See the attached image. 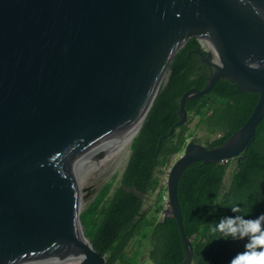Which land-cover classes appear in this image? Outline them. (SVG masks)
Masks as SVG:
<instances>
[{
	"label": "water",
	"instance_id": "water-1",
	"mask_svg": "<svg viewBox=\"0 0 264 264\" xmlns=\"http://www.w3.org/2000/svg\"><path fill=\"white\" fill-rule=\"evenodd\" d=\"M194 37L212 71L203 89L182 94L161 138L220 79L259 97L224 143L190 139L170 166L160 219L177 221L181 264L194 263V236L183 229L179 177L198 160L239 163L264 117V0H0V264H52L73 251L80 264H106L81 211L112 179L161 75Z\"/></svg>",
	"mask_w": 264,
	"mask_h": 264
},
{
	"label": "trees",
	"instance_id": "trees-1",
	"mask_svg": "<svg viewBox=\"0 0 264 264\" xmlns=\"http://www.w3.org/2000/svg\"><path fill=\"white\" fill-rule=\"evenodd\" d=\"M199 47L194 37L174 55L167 81L132 140L129 160L120 179L115 186L113 181L105 183L80 215L85 236L105 256L106 264H144L143 240L150 244L147 261L153 264L184 261L186 251L176 219L171 216L160 219L166 191L160 185L163 168L173 155L183 152L188 138L197 141L192 138L194 128L218 135L210 144L219 146L246 122L257 103L258 93L237 91L234 82L220 79L207 95L187 100L184 105L187 121L176 127L172 135L161 138L179 119L182 94L193 87L201 90L207 83L212 69L195 52ZM194 117L198 120L192 128L189 124ZM244 154L239 163L231 159L226 164L192 162L178 179L183 229L187 236H194L193 264H230L237 253L245 250L246 239H219V233H211L221 218L243 215L245 219H253L264 214V117ZM126 186H134L144 196L134 194ZM155 192L154 205L145 210L147 196ZM233 206H239L241 211L233 213Z\"/></svg>",
	"mask_w": 264,
	"mask_h": 264
},
{
	"label": "clouds",
	"instance_id": "clouds-1",
	"mask_svg": "<svg viewBox=\"0 0 264 264\" xmlns=\"http://www.w3.org/2000/svg\"><path fill=\"white\" fill-rule=\"evenodd\" d=\"M231 211L238 213L241 209L233 206ZM211 233H219V239L247 240L245 250L237 253L230 264H264V214L253 219H245L243 215L223 217L211 228Z\"/></svg>",
	"mask_w": 264,
	"mask_h": 264
},
{
	"label": "rangeland",
	"instance_id": "rangeland-1",
	"mask_svg": "<svg viewBox=\"0 0 264 264\" xmlns=\"http://www.w3.org/2000/svg\"><path fill=\"white\" fill-rule=\"evenodd\" d=\"M203 47H204V45H203ZM207 51H210V49H207L206 47H204ZM167 76H168V71L166 72V74L164 75V79H163V82H162V84L161 85H163L164 83H165V81H166V78H167ZM162 87V86H161ZM197 120H198V117H194L193 118V120H192V122H191V124H189L190 125V127H192V128H194V126H195V123L197 122ZM194 131H195V134H194V136L192 137V138H196L197 139V142L198 143H202V144H207V143H209L210 141H212L214 138H216V137H218V135H216V134H211V135H209V134H206L205 132H204V130L202 129V128H194ZM191 139V137L190 138H188L187 139V142L189 141ZM131 144H132V142H131ZM130 152H131V145L129 146V149L126 151V153H125V155H124V157H123V160H122V162H121V164L119 165V167H118V169L116 170V172H115V174L113 175V177H112V179L110 180V181H113V185L115 186L116 184H117V181L120 179V177H121V174H122V172L124 171V169H125V167H126V165H127V162H128V160H129V156H130ZM182 154V152L180 153V154H178V155H173L172 157H171V161H170V163L168 164V165H170L177 157H179L180 155ZM167 165V166H168ZM167 166H165L164 168H163V171L165 172V169H166V167ZM233 168H234V165H232L231 167H230V171L231 170H233ZM164 172H162V175L161 176H163V174H164ZM113 189H114V187L111 189V191H113ZM148 198H146V202H145V206H144V209L145 210H148V209H150L153 205H154V203H155V199H156V192L154 193V194H151V195H149V196H147ZM96 199V197L81 211V213L94 201ZM142 242V244H143V247H142V250L141 251H143L144 252V254H143V259L146 261L144 264H153L152 262H150V261H147L148 260V257H147V250L149 249V246H150V244H149V242L148 241H146V240H143V241H141ZM132 244V243H131ZM135 246H137V244H135ZM142 252V253H143ZM70 255V254H69ZM72 262V256L70 255V256H68V255H61V256H53V262H52V264H70Z\"/></svg>",
	"mask_w": 264,
	"mask_h": 264
},
{
	"label": "bare ground",
	"instance_id": "bare-ground-1",
	"mask_svg": "<svg viewBox=\"0 0 264 264\" xmlns=\"http://www.w3.org/2000/svg\"><path fill=\"white\" fill-rule=\"evenodd\" d=\"M200 42L204 45V47H206L207 49H210V51L214 54V50H213L214 48H213V45H212V43H211V40H210L208 37H206V38H201V39H200ZM164 75H165V73L161 75L160 80L157 82V84H156V86H155V88H154V90H153V93H152V95H151V97H150V99H149V102H148V104H147V106H146V108H145V111H144V113H143V115H142V117H141V119H140V122H139V124H138V126H137V128H136V131H135V133H134V135H133V137H132V140H133L134 136L138 133V131H139L141 125L143 124L144 119H145V117H146V114H147V112L150 110L152 100H153L154 96H156L155 94L158 93L160 87L162 86L161 84H162V82H163ZM132 140H131V142H132ZM131 142H130L129 146L131 145ZM129 146H128L127 150L129 149ZM78 241H79V242H82V241H84V240L79 239ZM75 254H76V251H73L72 253H70V255L72 256V262H71L70 264H80L81 259H82V255H81V254H80V255H78V254L75 255ZM54 255H55V256H61V255H59V254H54ZM74 255H75V256H74Z\"/></svg>",
	"mask_w": 264,
	"mask_h": 264
},
{
	"label": "built area",
	"instance_id": "built-area-1",
	"mask_svg": "<svg viewBox=\"0 0 264 264\" xmlns=\"http://www.w3.org/2000/svg\"><path fill=\"white\" fill-rule=\"evenodd\" d=\"M171 164H172V163H171ZM171 164H170L169 166L166 167L163 176H161V183H160L161 187H162V186H163V187H166L167 175H168V171H169V169H170ZM167 201H168L167 191H165V194H164V196L162 197V203L164 204V207L166 206ZM160 217H161V216H160Z\"/></svg>",
	"mask_w": 264,
	"mask_h": 264
}]
</instances>
